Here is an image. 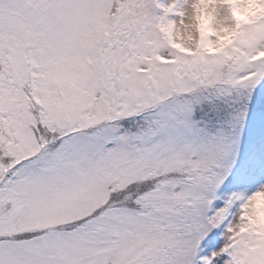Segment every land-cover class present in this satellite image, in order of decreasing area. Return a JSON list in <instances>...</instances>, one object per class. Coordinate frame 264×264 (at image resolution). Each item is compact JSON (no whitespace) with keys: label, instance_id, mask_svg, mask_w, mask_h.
<instances>
[{"label":"snow or ice","instance_id":"obj_1","mask_svg":"<svg viewBox=\"0 0 264 264\" xmlns=\"http://www.w3.org/2000/svg\"><path fill=\"white\" fill-rule=\"evenodd\" d=\"M0 264H264V0H0Z\"/></svg>","mask_w":264,"mask_h":264}]
</instances>
